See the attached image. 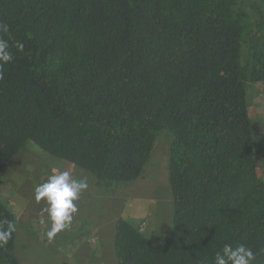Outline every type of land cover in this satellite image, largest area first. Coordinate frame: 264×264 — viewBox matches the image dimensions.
<instances>
[{
	"label": "trees",
	"instance_id": "trees-1",
	"mask_svg": "<svg viewBox=\"0 0 264 264\" xmlns=\"http://www.w3.org/2000/svg\"><path fill=\"white\" fill-rule=\"evenodd\" d=\"M257 84L264 0H0V173L32 142L113 192L164 137L170 231L117 216L116 264H264Z\"/></svg>",
	"mask_w": 264,
	"mask_h": 264
},
{
	"label": "rangeland",
	"instance_id": "rangeland-1",
	"mask_svg": "<svg viewBox=\"0 0 264 264\" xmlns=\"http://www.w3.org/2000/svg\"><path fill=\"white\" fill-rule=\"evenodd\" d=\"M255 104L256 96L250 101V115ZM30 144L0 173V179L12 177L7 183L10 190L0 187V200L19 218L14 254L22 264H116L112 239L117 216L148 235L169 233L164 137L156 140L141 175L132 183L116 186L113 192L81 180L72 170L62 171L66 167L63 160ZM60 176L64 178L63 192L57 189ZM14 201L23 205L15 208Z\"/></svg>",
	"mask_w": 264,
	"mask_h": 264
},
{
	"label": "crops",
	"instance_id": "crops-1",
	"mask_svg": "<svg viewBox=\"0 0 264 264\" xmlns=\"http://www.w3.org/2000/svg\"><path fill=\"white\" fill-rule=\"evenodd\" d=\"M256 87L258 88L257 89V94L258 95L256 96V104H255L256 110L253 111V113H252V116H253L252 117V122H253V125L256 126V129H257L258 133L260 135L264 136V85L263 84H257ZM260 132H262V133H260ZM259 155H260L259 157L262 158V159H261V162L259 161L260 163L258 164L257 169L260 171L259 172L260 174L264 175V142H263L262 152H260ZM64 164H66L65 165L66 167L62 171H69L70 172V170H72L73 172H76V174L81 178V180L86 181L87 183H91V184L96 185L94 177L89 175L87 172L84 173L85 171H83V170L82 171L81 170L75 171L74 167L70 163L65 162ZM10 179H12V177H10V176H7L6 179H4V177H2L0 179V187H1L2 191L10 190V186H9V189L7 187V183H9ZM14 180L16 181L15 178L13 180H11V181H14ZM62 180L64 181V178H61V176H60L56 180V183H57V187H58L57 189L63 192V189H64L63 187L65 186V184L62 183L63 182ZM14 202H15V205H16L15 208H19L20 206L23 205V203H21L19 201H14ZM64 215L67 216V212L66 211H65ZM15 218H16V222H17V220L19 218L16 215H15ZM102 218H104V217H102Z\"/></svg>",
	"mask_w": 264,
	"mask_h": 264
}]
</instances>
